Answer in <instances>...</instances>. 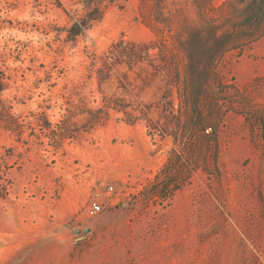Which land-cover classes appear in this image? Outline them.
Segmentation results:
<instances>
[{"label": "rangeland", "instance_id": "rangeland-1", "mask_svg": "<svg viewBox=\"0 0 264 264\" xmlns=\"http://www.w3.org/2000/svg\"><path fill=\"white\" fill-rule=\"evenodd\" d=\"M224 1L167 0L169 25L156 22L152 0L112 4L77 42H66L84 0H0V52L13 76L3 96L26 124L21 137L0 129V264H264L261 132L227 110L213 137L189 138L175 76L151 75L148 64L116 66L100 84V64L92 66L124 35L166 38L182 71L185 26L224 14L227 7L214 9ZM218 66L238 87L264 76V25ZM123 72L132 81L127 90L119 87ZM105 96L147 119L131 124L110 108L107 120L91 126L86 110L102 107ZM252 98L264 119V87ZM67 119L73 136L55 148L41 124L57 129ZM108 184L114 203L89 212L97 192L108 196ZM77 228L91 230L84 236Z\"/></svg>", "mask_w": 264, "mask_h": 264}, {"label": "trees", "instance_id": "trees-1", "mask_svg": "<svg viewBox=\"0 0 264 264\" xmlns=\"http://www.w3.org/2000/svg\"><path fill=\"white\" fill-rule=\"evenodd\" d=\"M127 1L84 0L85 12L79 18L72 20L66 29L65 41L77 42L79 37L84 36L96 23L103 20L105 11L110 5ZM152 1L159 8L156 22L169 25L170 20H163V8L167 0ZM245 1L225 0L220 6L214 7L216 10L227 7L224 14L208 17L200 23H192L188 28L187 25L185 26L183 36L178 42L184 57V70L173 67L174 63L166 38L161 40L162 42L159 39L136 41L123 35L114 41L103 55H94L92 66L100 64L97 68L99 83L103 84L109 80L112 77L111 71L116 66H127L132 70L135 66L148 64L155 70L150 72L151 75H157L165 70L168 76H175V83L180 86L181 106L187 109L189 138L197 134L213 137L217 131V121L223 118L224 112L235 110L244 116L252 133L257 135L260 131L264 139V119L262 116H255L256 107L252 98L257 89L264 87L262 86L264 76L255 77L243 87H238L224 81L218 66V62L231 48L254 39L264 25V7L252 10L250 3L242 6ZM156 48L158 52H152ZM6 62V56L0 52V129L17 133L21 137L26 124L13 112L11 101L3 96V92L10 87L13 78ZM122 75L123 79L119 81V87L127 90V85H132V81L127 72H123ZM114 97L105 96V104L102 107L86 110L90 114L91 126L107 120L110 117V108L118 112L123 111L131 124L141 118L147 119V113L141 111L140 115L135 114L128 109L129 104L125 100ZM70 113L69 116L72 117L77 114L72 109ZM68 120L63 121L57 129H54L50 122L41 124V129L47 128L51 131V144L55 148L61 147L65 139L73 136V123H68ZM167 129L166 126H162L163 131ZM174 138L176 141L182 139L177 133H174Z\"/></svg>", "mask_w": 264, "mask_h": 264}, {"label": "built area", "instance_id": "built-area-1", "mask_svg": "<svg viewBox=\"0 0 264 264\" xmlns=\"http://www.w3.org/2000/svg\"><path fill=\"white\" fill-rule=\"evenodd\" d=\"M114 190L115 186L113 184H108L106 187L107 197L97 192L89 202V212L99 213L104 210L106 205H112L114 203Z\"/></svg>", "mask_w": 264, "mask_h": 264}, {"label": "flooded vegetation", "instance_id": "flooded-vegetation-1", "mask_svg": "<svg viewBox=\"0 0 264 264\" xmlns=\"http://www.w3.org/2000/svg\"><path fill=\"white\" fill-rule=\"evenodd\" d=\"M248 3H250L249 6H251L252 10H257L258 8L264 7V0H246L245 2L242 3V6H247Z\"/></svg>", "mask_w": 264, "mask_h": 264}, {"label": "water", "instance_id": "water-1", "mask_svg": "<svg viewBox=\"0 0 264 264\" xmlns=\"http://www.w3.org/2000/svg\"><path fill=\"white\" fill-rule=\"evenodd\" d=\"M90 228H85V229H80V228H77V229H74L73 232H76V233H81L83 232L84 233V236H86L89 232H90Z\"/></svg>", "mask_w": 264, "mask_h": 264}]
</instances>
